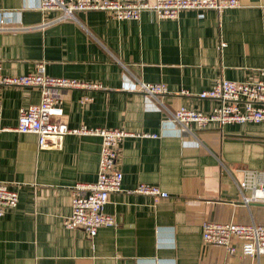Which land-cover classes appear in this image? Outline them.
<instances>
[{
	"label": "crops",
	"instance_id": "1",
	"mask_svg": "<svg viewBox=\"0 0 264 264\" xmlns=\"http://www.w3.org/2000/svg\"><path fill=\"white\" fill-rule=\"evenodd\" d=\"M40 0H0V62L22 75L45 62L57 77L98 82L99 90L58 91L71 127L121 128L136 134L120 143L123 190L110 193L104 210L116 226L94 236L67 227L78 183L98 177L102 137L65 135L59 146L40 148L38 136L16 130L22 107L41 102V90L0 89V180L19 190V203L0 217V264H264L261 256L230 254L206 244L204 220L264 223V203L240 201L245 168L264 181V123H216L185 134L171 119L181 106L211 112L218 100L182 95L211 89L216 81H251L264 69V0H240L222 13L184 10L138 20L105 11L43 27ZM165 83L169 93L146 99L122 90L126 82ZM90 95L92 101H84ZM160 186L168 197L128 192L139 183ZM191 200H199L192 203ZM241 248V247H240Z\"/></svg>",
	"mask_w": 264,
	"mask_h": 264
},
{
	"label": "built area",
	"instance_id": "2",
	"mask_svg": "<svg viewBox=\"0 0 264 264\" xmlns=\"http://www.w3.org/2000/svg\"><path fill=\"white\" fill-rule=\"evenodd\" d=\"M241 6L240 0H40L38 8L45 12L57 11L58 15L47 19L43 27L56 22L75 19L82 11H105L122 20H138L145 10H151L159 18L175 19L184 10L214 9L219 13ZM261 78L251 81H233L220 78L214 86L198 94L183 90L182 95L197 96L202 99L218 100L219 105L211 112L181 106L171 112V119L185 134L194 128H206L212 123L223 127L226 124L264 123V69ZM6 86L32 87L41 90L38 104L22 107L16 130L34 133L38 136L40 148L59 146L68 134L100 135L102 137L98 177L95 181L78 183L72 193V212L65 218L67 227L84 229L88 235L97 234L101 226H116V217L104 210L109 195L123 190L124 173L118 164L120 143L128 135L154 136L157 134H136L121 128L71 127L66 120L63 101L58 91L61 89L99 90L104 86L98 82H88L76 78L57 77L47 73L46 63L39 62L27 74L7 75L0 62V89ZM122 90L142 93L146 99H157L169 93L165 83L127 81ZM87 95L84 101H92ZM2 102L0 98V131L2 126ZM238 179L240 201L244 204L264 203V181L261 171L245 168ZM128 192L146 193L157 198L168 197L169 192L158 185L139 183L127 188ZM198 203L199 200H191ZM19 203V190L8 181L0 180V217L10 207ZM203 241L206 244L224 246L230 254L239 250L242 255L261 256L264 254V223L252 221L240 223L234 220H204ZM241 247V248H240ZM226 264H245L242 261H228Z\"/></svg>",
	"mask_w": 264,
	"mask_h": 264
}]
</instances>
